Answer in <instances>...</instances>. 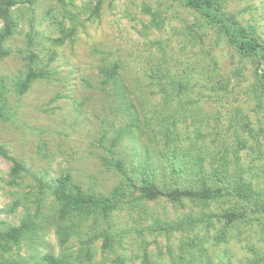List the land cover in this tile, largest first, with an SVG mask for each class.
I'll list each match as a JSON object with an SVG mask.
<instances>
[{
  "label": "trees",
  "instance_id": "1",
  "mask_svg": "<svg viewBox=\"0 0 264 264\" xmlns=\"http://www.w3.org/2000/svg\"><path fill=\"white\" fill-rule=\"evenodd\" d=\"M36 1L0 0V61L12 53L7 43L19 29L20 6ZM55 1L62 17L51 16L60 33L52 41L60 45L74 39L81 24L79 14L98 17L106 2L87 0L74 14L67 6L77 7L76 0ZM173 1L195 13V20L178 31L185 67L158 66L144 74L149 81L145 86L150 90L149 101L126 81L120 63L99 68L101 90L112 99L115 111L126 118L118 120L116 127L109 124L99 138L100 158L117 176L116 183L103 191L84 187L69 171L52 178L35 176V205L26 204L18 224L0 219V264H96L98 241L105 258L112 255L101 264H164L144 246L136 263L115 245L123 236L116 230L119 214L154 215L148 205L161 200L184 210L182 216L154 219L148 225L151 231L181 236L180 253L172 264H232L228 251L215 259L211 248L240 236L249 255L238 264H264V121L258 118L254 125L250 115L237 107L226 123L229 139L208 150L204 142L207 133L219 137L224 130L221 114L210 123L200 114L202 107H183L186 102L197 105L198 99L206 101L211 94L226 97L237 89L253 100L251 111L264 114V7L260 11L248 3L231 10V0ZM143 10L150 15L144 27L161 30V12L148 4ZM52 11L48 9L47 14ZM30 27L23 72L13 79L11 88L6 79L0 81V122L11 116L10 92L22 95L37 80L51 76L48 63L43 64L37 51L34 38L38 32L31 21ZM217 43L232 49L236 61L231 72L218 69V60L211 53ZM168 58L163 55L162 60ZM156 96L159 105H149ZM174 104L180 110H175ZM0 156L11 163L8 182L18 185L28 173L27 165L3 144ZM17 206L18 202L14 203L10 211ZM48 223L55 226L58 253H41L36 247L43 244ZM23 243L33 251L22 254Z\"/></svg>",
  "mask_w": 264,
  "mask_h": 264
},
{
  "label": "rangeland",
  "instance_id": "2",
  "mask_svg": "<svg viewBox=\"0 0 264 264\" xmlns=\"http://www.w3.org/2000/svg\"><path fill=\"white\" fill-rule=\"evenodd\" d=\"M86 1L76 0L77 7L68 4L67 9L78 14L77 10ZM248 3L263 10L264 0H231L229 9L238 10ZM145 4L161 12L164 24L161 30L144 27V23L150 20V15L143 10ZM48 9L53 11L47 14ZM60 9L55 0H37L31 6L21 5L18 12H22V16L16 13L19 29L7 43L12 53L0 61V81L6 79L11 88L13 79L24 70L23 56L28 49L27 33L31 29V21L33 30L38 32L34 38L37 51L43 64L48 63L51 76L37 80L22 95L10 92L11 116L9 120L0 122V144L22 159L28 168L20 183L12 185L8 182L11 163L0 156V219L12 224L19 223L27 205H35L38 193L35 176L52 178L69 171L74 180L84 187L103 191L116 183L117 176L103 165L100 158L103 150L99 138L109 124L116 127L120 123L118 120L126 118L115 111L112 99L101 90L99 68L120 63L126 81L137 86L149 101L150 90L145 87L149 81L144 74L158 66L161 69L167 65L174 70L184 69L185 51L180 46L178 31L195 20L192 10L173 0H161V3L157 0H106L98 17L89 18L86 12L79 14L81 24L74 39L60 45L52 41L60 33L51 19L52 14L61 19ZM245 15L247 17L249 13ZM212 48L219 71L231 72L236 61L232 49L222 43ZM163 55L169 56L166 62L162 60ZM248 96L236 89L226 97L211 94L206 101L198 99L197 105L194 102L183 104L184 109L202 107L200 114L210 123L218 113L221 114L224 130L219 137L207 133L204 142L208 150L213 149L214 144H223L229 139L225 128L237 107L250 115L254 125L257 126L258 118L264 121L262 112L251 111L253 100ZM159 103L156 96L149 105L158 106ZM149 105H146L147 108ZM172 107L180 110L175 104ZM175 117L179 118L177 114ZM261 185H264L263 178ZM17 202L18 206L11 212ZM148 206L154 215L142 214L140 218L136 213L133 216L122 213L116 217V230L123 234L122 241L115 244L116 250L138 263L141 246H144L155 259L172 264L180 253L181 236L175 233L171 237L158 230L151 231L148 225L154 219L182 216L184 210L163 200ZM31 210L34 208L31 207ZM43 212L46 214L47 209L44 208ZM240 237L211 248L214 258L217 259V254L226 250L232 256V264L244 262L249 252L245 243L240 242ZM42 239L43 244L36 245L41 253L59 252L58 236L52 223H48ZM100 245V241L96 242L99 249L96 264H101L103 259L109 261L112 257L105 258L100 252ZM31 251L33 249L23 243L21 253L29 254Z\"/></svg>",
  "mask_w": 264,
  "mask_h": 264
}]
</instances>
